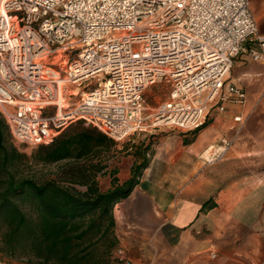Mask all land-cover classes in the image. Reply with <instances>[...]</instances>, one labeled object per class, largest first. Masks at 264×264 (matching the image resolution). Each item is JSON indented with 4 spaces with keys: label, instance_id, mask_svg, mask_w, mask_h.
Instances as JSON below:
<instances>
[{
    "label": "built area",
    "instance_id": "1",
    "mask_svg": "<svg viewBox=\"0 0 264 264\" xmlns=\"http://www.w3.org/2000/svg\"><path fill=\"white\" fill-rule=\"evenodd\" d=\"M241 53L264 63L248 0H0V113L32 147L77 121L116 142L148 128L194 130L244 104L230 76ZM154 87L168 96L149 107ZM233 143L201 157L222 161ZM112 264L135 262L118 247Z\"/></svg>",
    "mask_w": 264,
    "mask_h": 264
},
{
    "label": "crops",
    "instance_id": "2",
    "mask_svg": "<svg viewBox=\"0 0 264 264\" xmlns=\"http://www.w3.org/2000/svg\"><path fill=\"white\" fill-rule=\"evenodd\" d=\"M248 2L264 33V0ZM230 76L246 93L243 105L213 113L197 130L136 135L106 165L104 191L147 158L114 208L115 250L123 247L135 264H264V63L241 53ZM223 138L234 139L226 158L206 163L204 150Z\"/></svg>",
    "mask_w": 264,
    "mask_h": 264
},
{
    "label": "trees",
    "instance_id": "3",
    "mask_svg": "<svg viewBox=\"0 0 264 264\" xmlns=\"http://www.w3.org/2000/svg\"><path fill=\"white\" fill-rule=\"evenodd\" d=\"M77 122L78 126H70L29 155L13 139L0 113V261L113 263L118 244L114 208L137 184L147 158H142L128 181L117 184L114 178L113 187L102 190L96 175L106 163L80 162L113 149L116 142L97 128ZM61 161L77 162L65 170L63 180L39 181L31 173L33 162Z\"/></svg>",
    "mask_w": 264,
    "mask_h": 264
},
{
    "label": "rangeland",
    "instance_id": "4",
    "mask_svg": "<svg viewBox=\"0 0 264 264\" xmlns=\"http://www.w3.org/2000/svg\"><path fill=\"white\" fill-rule=\"evenodd\" d=\"M167 96H168V89L167 88H165V87H160V88L154 87V88H152L150 91L147 92L148 106L149 107H155L158 103L166 100ZM77 123L78 122L70 124L66 129H68L72 125L78 126ZM81 125L89 126V125H86L85 123H81ZM166 127H169V126H161L159 128H154V129L148 128L147 132H143L141 134H136V135L142 136L144 134H150L151 132L156 133V131H159V130L166 128ZM133 137H131V139ZM16 143L18 144V146L20 147V149L22 151L28 153L29 155H31L32 151H34L37 148V147L28 146L26 144H21L18 142H16ZM131 143H132L131 141L116 142V147H114L113 149L106 151L103 154H100L98 157L91 158L90 160H82L80 163H84V162L89 163L87 161H95V162L101 161V163H106V165L109 164L110 166H113V165H115V162H117V160H118L117 154L115 153V150H117V145L123 146V150H125L126 145L131 144ZM123 150H121L120 152H122ZM76 163L77 162H75V161H70V162L61 161V162L51 163V164H41V163H34L33 162L31 165V173L39 181H44L46 179H52V178H55L57 180H63L66 177L65 176V170L69 169L70 167L75 166ZM66 165H70V166H66ZM104 175H105V168L102 171L98 172L96 175V179H97L98 183H99V180L104 177ZM0 264H22V263L17 262V261H12V262L0 261Z\"/></svg>",
    "mask_w": 264,
    "mask_h": 264
},
{
    "label": "bare ground",
    "instance_id": "5",
    "mask_svg": "<svg viewBox=\"0 0 264 264\" xmlns=\"http://www.w3.org/2000/svg\"><path fill=\"white\" fill-rule=\"evenodd\" d=\"M52 61H56V56L51 57Z\"/></svg>",
    "mask_w": 264,
    "mask_h": 264
}]
</instances>
